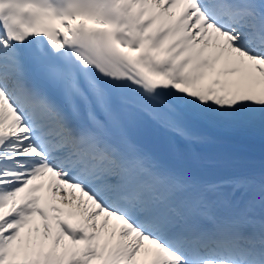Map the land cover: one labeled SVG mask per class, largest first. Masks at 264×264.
Returning a JSON list of instances; mask_svg holds the SVG:
<instances>
[{"label":"snow or ice","instance_id":"snow-or-ice-1","mask_svg":"<svg viewBox=\"0 0 264 264\" xmlns=\"http://www.w3.org/2000/svg\"><path fill=\"white\" fill-rule=\"evenodd\" d=\"M0 264H264V0H0Z\"/></svg>","mask_w":264,"mask_h":264}]
</instances>
